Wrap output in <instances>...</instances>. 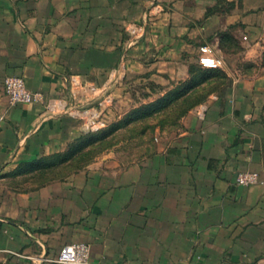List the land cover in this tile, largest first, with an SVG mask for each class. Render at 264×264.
I'll return each mask as SVG.
<instances>
[{
    "label": "crops",
    "instance_id": "crops-1",
    "mask_svg": "<svg viewBox=\"0 0 264 264\" xmlns=\"http://www.w3.org/2000/svg\"><path fill=\"white\" fill-rule=\"evenodd\" d=\"M154 4L126 49L124 27ZM202 44L225 78L129 161L49 163L79 122L3 92L8 75L44 100L92 82L108 124L185 81ZM263 54L264 0H0V264H58L74 242L99 264H264V182L234 183L264 179Z\"/></svg>",
    "mask_w": 264,
    "mask_h": 264
},
{
    "label": "built area",
    "instance_id": "built-area-1",
    "mask_svg": "<svg viewBox=\"0 0 264 264\" xmlns=\"http://www.w3.org/2000/svg\"><path fill=\"white\" fill-rule=\"evenodd\" d=\"M144 14L140 24L128 23L124 27L126 40L124 47H130L145 31L147 22L151 21L161 11V6L153 5ZM197 64L202 68H220L222 58L213 54L207 44L199 45L196 56ZM3 92L9 105L17 103L29 104L39 102L45 115L63 114L79 122L82 131H96L107 125L104 119V110L111 104V99L105 87L96 86L92 82L78 83L69 88L65 98L62 96L42 98L41 93L27 89L22 78L14 75L5 76L2 80ZM264 179L256 171L239 170L234 175V183L240 186L262 184ZM58 264H99L89 259V246L83 242H74L63 245L55 258L49 260Z\"/></svg>",
    "mask_w": 264,
    "mask_h": 264
},
{
    "label": "trees",
    "instance_id": "trees-1",
    "mask_svg": "<svg viewBox=\"0 0 264 264\" xmlns=\"http://www.w3.org/2000/svg\"><path fill=\"white\" fill-rule=\"evenodd\" d=\"M261 63L264 64V54L262 55ZM223 78H225V75L220 68H202L197 64V62H195L191 65L189 77L185 81L173 86L156 99L132 108L125 114V117L122 120L110 126L109 130L107 132H104V134L103 130L108 126V124L96 131L83 132L81 136H79L69 144L64 152L52 156L51 159H49V163H59L69 159H75L79 164L81 162H87L100 153L99 152L95 155H88L91 147L95 146V144L99 142L102 137L107 135V133L116 128H119L121 125L126 124L132 120L149 116L165 108L171 102L181 98L191 90L198 91L199 95L193 101V105L188 107L189 110L193 106L202 103L203 97L209 91L208 83L211 80ZM100 132L101 134L99 135L98 133ZM34 164L35 162L28 164L27 169H31L34 166L37 167V163L35 165Z\"/></svg>",
    "mask_w": 264,
    "mask_h": 264
},
{
    "label": "rangeland",
    "instance_id": "rangeland-1",
    "mask_svg": "<svg viewBox=\"0 0 264 264\" xmlns=\"http://www.w3.org/2000/svg\"><path fill=\"white\" fill-rule=\"evenodd\" d=\"M139 92L141 94L142 91ZM154 93H156V96L158 95V92L154 91ZM161 95H158L157 97ZM198 95V91L191 90L181 98L171 102L165 108L149 116L132 120L121 125L119 128L112 130L111 132L107 133V135L102 137L99 142L95 144V146L91 147L88 155H95L99 152L102 153L112 150V153L121 156L127 161L143 155L148 151L147 144L152 141L154 130H162L166 127H174L177 124L179 117L188 110L189 106L193 105V101ZM131 109L132 108H129L128 111ZM126 113L121 114L119 117L114 116L111 118L108 126L103 130V134L109 130L110 126L122 120ZM98 134L100 135L101 132Z\"/></svg>",
    "mask_w": 264,
    "mask_h": 264
}]
</instances>
